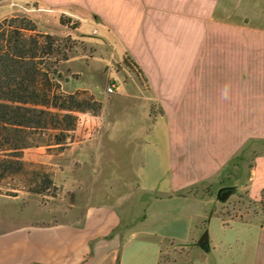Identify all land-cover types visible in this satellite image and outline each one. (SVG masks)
Returning a JSON list of instances; mask_svg holds the SVG:
<instances>
[{"label": "crops", "instance_id": "obj_1", "mask_svg": "<svg viewBox=\"0 0 264 264\" xmlns=\"http://www.w3.org/2000/svg\"><path fill=\"white\" fill-rule=\"evenodd\" d=\"M33 1L0 0V22ZM36 1L110 27L139 71L125 84L144 109L134 135L144 143H68L73 167L59 165L56 182L74 200L57 218L22 205L31 193L0 189V264H143L141 253L158 264L164 244L198 242L214 215L208 188L227 168L248 166L253 197L264 164V0H106L105 11L93 0ZM116 92L83 116L114 125ZM251 264H264V212Z\"/></svg>", "mask_w": 264, "mask_h": 264}, {"label": "rangeland", "instance_id": "obj_2", "mask_svg": "<svg viewBox=\"0 0 264 264\" xmlns=\"http://www.w3.org/2000/svg\"><path fill=\"white\" fill-rule=\"evenodd\" d=\"M93 1L105 11L106 0ZM31 6L32 11L27 14L19 13L1 21L0 38L16 26L26 23L23 19H32L37 26V31L22 29V33L27 36L33 35L45 44L46 38L42 35H52L56 39L54 45L56 52L50 56L46 55L43 62L45 65H51L57 70V74L61 75L57 77V74L50 72V77H57L53 79L56 83L54 89L59 85L60 90L66 93L78 92L81 97L93 95L108 105V93L117 91L115 89L109 92L110 85L115 82L118 88L121 86V91L116 92L112 98L115 105L110 112L115 116L113 117L114 125L106 128L105 122L99 123L97 118L83 116V113L97 116L101 114L102 109L98 114L78 112L77 126L69 133L62 146L53 144L26 148L22 157L25 162L23 169L5 177L0 174L2 192L13 194L10 189H19L31 193L29 200L23 201L22 205L34 204L35 207L39 205L41 209L47 208L51 211L49 219H52L59 216L57 212L59 207H65V199L68 203L74 200L70 191L65 192L56 182L60 177V174H57L60 173L59 165L62 170L67 168L72 170L73 167L68 143H74L75 140L77 143H144V141L135 140L134 135L139 133L146 122L141 102L135 95L128 94V86L125 84L126 80H133L139 71L134 67L132 58L125 53L121 43L112 41L110 27L105 24L103 18H95L83 10L79 12V15H72L69 12L41 9L40 3L36 0ZM11 24L13 26H10ZM2 44L4 45L5 41L0 42V45ZM136 86L133 84L129 90L135 92ZM78 128L80 130L76 131ZM50 133L52 132L44 134L40 139L47 143L54 141ZM38 148L41 150L39 151ZM261 152H264V148L259 145L258 153ZM33 157L43 158L51 164L31 160ZM0 159H6L1 150ZM247 169L246 165L242 167L241 172H236L234 167L227 168L220 181H216L208 188L210 190L208 196L214 201L212 204L215 209L212 212L214 215L206 221L201 235L206 229L209 231L212 239L211 248L206 251L197 242L190 246L171 247L169 244H164L158 264L252 263L259 224L264 212V192H262L264 164H260L259 176L252 183L253 197L249 194V181L245 179ZM46 173L50 174L55 186L42 193L27 190L29 187L40 189ZM225 185H235L236 191L226 201H220L217 198V192ZM69 214L73 215V213ZM221 221L230 227L224 229ZM135 259L143 264H149L150 261L149 257H145V253L139 254Z\"/></svg>", "mask_w": 264, "mask_h": 264}, {"label": "trees", "instance_id": "obj_3", "mask_svg": "<svg viewBox=\"0 0 264 264\" xmlns=\"http://www.w3.org/2000/svg\"><path fill=\"white\" fill-rule=\"evenodd\" d=\"M23 20L26 23L0 38V42L5 41L0 45V150L6 158L0 159L2 177L23 169L24 149L62 146L77 126L78 112L98 114L102 109V102L93 95L66 93L59 85L54 89L53 79L61 75L51 65H45L43 59L56 52V39L44 34L46 43L42 44L33 35L27 36L21 30L37 31V26L32 19ZM50 72L57 77H50ZM48 132L54 137L49 143L40 139ZM52 186L53 179L46 173L40 189L27 190L42 193Z\"/></svg>", "mask_w": 264, "mask_h": 264}, {"label": "water", "instance_id": "obj_4", "mask_svg": "<svg viewBox=\"0 0 264 264\" xmlns=\"http://www.w3.org/2000/svg\"><path fill=\"white\" fill-rule=\"evenodd\" d=\"M236 191L235 185H225L218 189L217 198L226 201ZM206 251L210 249L209 231L206 229L197 242Z\"/></svg>", "mask_w": 264, "mask_h": 264}, {"label": "built area", "instance_id": "obj_5", "mask_svg": "<svg viewBox=\"0 0 264 264\" xmlns=\"http://www.w3.org/2000/svg\"><path fill=\"white\" fill-rule=\"evenodd\" d=\"M115 89H118L117 83L113 82L108 88L109 92H113Z\"/></svg>", "mask_w": 264, "mask_h": 264}, {"label": "clouds", "instance_id": "obj_6", "mask_svg": "<svg viewBox=\"0 0 264 264\" xmlns=\"http://www.w3.org/2000/svg\"><path fill=\"white\" fill-rule=\"evenodd\" d=\"M221 95H222V98H224V99L228 98V88H227V86L223 89Z\"/></svg>", "mask_w": 264, "mask_h": 264}]
</instances>
